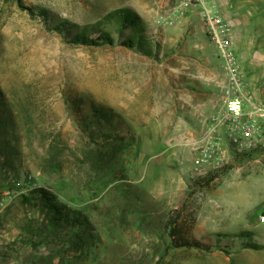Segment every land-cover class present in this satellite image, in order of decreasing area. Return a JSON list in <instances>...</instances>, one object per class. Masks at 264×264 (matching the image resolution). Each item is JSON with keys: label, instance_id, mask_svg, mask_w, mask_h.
Returning a JSON list of instances; mask_svg holds the SVG:
<instances>
[{"label": "rangeland", "instance_id": "obj_1", "mask_svg": "<svg viewBox=\"0 0 264 264\" xmlns=\"http://www.w3.org/2000/svg\"><path fill=\"white\" fill-rule=\"evenodd\" d=\"M178 1L0 0V248L14 256L0 264H264L251 228L201 238L209 250L172 247L165 223L175 203L161 206L150 192L168 143L155 107L164 87L153 75L184 18L174 12ZM122 8L148 24L156 58L121 44L132 29L105 22ZM52 18L101 23L117 44L69 43ZM229 156L221 183L238 184L244 205L254 203L244 221L253 226L264 214V144L251 156L230 147ZM40 186L85 220L92 232L81 246L67 230L46 231L40 211L23 203Z\"/></svg>", "mask_w": 264, "mask_h": 264}, {"label": "crops", "instance_id": "obj_2", "mask_svg": "<svg viewBox=\"0 0 264 264\" xmlns=\"http://www.w3.org/2000/svg\"><path fill=\"white\" fill-rule=\"evenodd\" d=\"M212 1L232 24L233 46L250 99L264 104V0ZM164 28L168 34L169 27ZM171 28L172 52L161 55L163 62L153 75L154 82L164 87L163 94L156 93L155 107L162 118L159 124L165 126L162 136L168 137V143L159 154L162 165L155 177L157 186L150 192L155 203L162 201L161 206H165L167 201L178 208L185 191L195 181L192 178L195 156L200 153L201 144L208 140L211 118L226 108L223 98L226 76L219 50L204 30L199 9L191 10ZM212 135L214 140H220L218 144L229 156L224 128ZM226 175L215 181L213 189L199 192L202 198L194 237L201 239L219 232L239 235V231L251 228L256 241L264 244V221L262 223L258 217L253 226L244 224L248 216L251 217L248 222L254 217V203L244 205L245 194L238 184L224 187L221 182ZM226 207L227 210L222 211ZM254 228L259 230L254 231Z\"/></svg>", "mask_w": 264, "mask_h": 264}, {"label": "trees", "instance_id": "obj_3", "mask_svg": "<svg viewBox=\"0 0 264 264\" xmlns=\"http://www.w3.org/2000/svg\"><path fill=\"white\" fill-rule=\"evenodd\" d=\"M40 13L42 16L48 17L45 9L42 8ZM52 20L55 24L51 27L61 32L69 43L88 46H114L117 44L112 31L100 27L101 23L79 26L78 24L70 23L64 19L57 20L56 18H52ZM104 20L105 22H113L117 25L120 24L118 29L121 32L132 29V31L128 33L126 40L121 42V44L135 49L142 54L152 56L153 58L157 55L159 44H157L155 50L152 48V43L155 39L150 38L148 24L145 23L144 19L136 11L130 8L114 10L107 14ZM1 95L2 92L0 89V96ZM257 149L244 152L243 155L251 156ZM227 170L228 166L224 165L216 170L210 171L205 176L195 179V181L189 185V188L185 191L184 199L180 202V207L170 212L165 223L166 231L171 240L170 245L172 247L210 249V246L193 236L200 199L202 198L201 196H197V193L202 192L204 189H213L216 185L215 181L226 174ZM22 201L40 211L50 227L46 231H52L59 235V233L67 230L70 234L69 241L77 246H81L85 242L84 236L92 232L89 226L85 224V220L74 216L70 210H66L64 204L58 203L56 194L46 187L40 186L33 188L29 195H22ZM26 227H28V225ZM33 232L34 236L38 235L37 230H33ZM22 241L28 242V238H24ZM64 241L67 240L64 239ZM6 249L7 246L6 248H0V260L6 261L7 263L8 259L14 256Z\"/></svg>", "mask_w": 264, "mask_h": 264}, {"label": "built area", "instance_id": "obj_4", "mask_svg": "<svg viewBox=\"0 0 264 264\" xmlns=\"http://www.w3.org/2000/svg\"><path fill=\"white\" fill-rule=\"evenodd\" d=\"M193 9H199L204 30L214 43L223 60L226 81L223 85V98L226 108L212 116L208 140L199 147L195 156L192 178L207 175L223 166L228 154L214 140L212 133L224 128L228 145L238 153L250 152L264 144V104L250 99L246 80L240 68L237 52L233 46V27L212 0H179L174 12L176 17H185ZM172 23V22H171ZM211 134V136H210ZM222 136H219L221 139ZM5 207L7 203L1 201ZM264 221V214L260 216Z\"/></svg>", "mask_w": 264, "mask_h": 264}]
</instances>
